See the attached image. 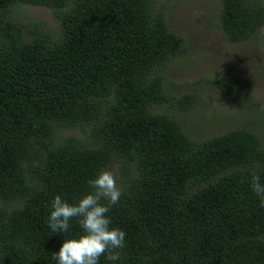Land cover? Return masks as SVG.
<instances>
[{"label":"trees","instance_id":"obj_1","mask_svg":"<svg viewBox=\"0 0 264 264\" xmlns=\"http://www.w3.org/2000/svg\"><path fill=\"white\" fill-rule=\"evenodd\" d=\"M226 41L264 23L258 0H219ZM19 3L47 7L55 26L22 21ZM152 0H0V264H58L65 239L48 220L56 195L76 203L105 169L117 173L118 204L106 214L126 233L120 259L98 264H264V148L235 126L188 136L170 112L193 93H164L162 70L182 49ZM233 97L247 79H208ZM64 128L73 133L65 134Z\"/></svg>","mask_w":264,"mask_h":264},{"label":"rangeland","instance_id":"obj_2","mask_svg":"<svg viewBox=\"0 0 264 264\" xmlns=\"http://www.w3.org/2000/svg\"><path fill=\"white\" fill-rule=\"evenodd\" d=\"M264 5V0H258ZM169 28L182 41V49L162 70L164 93H193L188 110L159 103L152 112H170L191 138H205L235 126L249 129L264 148V23L242 41L224 40L219 25V0H152ZM22 21L41 20L55 26L51 11L41 5L19 3ZM227 74L244 76L250 86L246 96L233 97L211 89L208 79ZM65 134L75 131L64 128Z\"/></svg>","mask_w":264,"mask_h":264},{"label":"clouds","instance_id":"obj_3","mask_svg":"<svg viewBox=\"0 0 264 264\" xmlns=\"http://www.w3.org/2000/svg\"><path fill=\"white\" fill-rule=\"evenodd\" d=\"M117 179L116 172L105 169L89 179L92 191L76 203H69L60 195L54 197L48 220L52 232H68L73 218L78 219L83 230L78 237L65 239L59 252L54 253L58 264H98L99 258L106 253L109 260L120 259L117 250L124 247L126 233L118 227H110L111 220L106 215L122 195ZM251 187L260 197V206L264 207V183L256 174H253Z\"/></svg>","mask_w":264,"mask_h":264}]
</instances>
